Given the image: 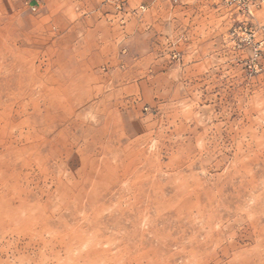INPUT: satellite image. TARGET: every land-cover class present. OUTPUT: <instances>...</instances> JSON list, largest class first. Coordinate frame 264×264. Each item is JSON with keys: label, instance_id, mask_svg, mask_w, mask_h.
Listing matches in <instances>:
<instances>
[{"label": "rangeland", "instance_id": "1", "mask_svg": "<svg viewBox=\"0 0 264 264\" xmlns=\"http://www.w3.org/2000/svg\"><path fill=\"white\" fill-rule=\"evenodd\" d=\"M240 24L218 0H124L120 13L109 0H0V154L14 149L27 159L10 163L40 202L38 213L60 203L64 188L75 195L88 162L97 164L115 143L129 161L146 155L157 165L164 193L192 175L187 186L204 194L224 186L228 198L251 205L247 195L264 191V167L242 169L247 145L264 152V0L246 25L261 43L255 57L252 42L238 45ZM7 86L15 90L11 100ZM190 197L188 190L174 206ZM5 200L0 264L84 263L49 253L59 249L56 239L45 246L41 233L8 230ZM139 229L148 236L143 222ZM237 232L236 249L249 248L251 230ZM81 251L93 258L92 249ZM232 252L227 241L205 259L170 245L169 264H228ZM111 261L134 264L119 254Z\"/></svg>", "mask_w": 264, "mask_h": 264}, {"label": "bare ground", "instance_id": "2", "mask_svg": "<svg viewBox=\"0 0 264 264\" xmlns=\"http://www.w3.org/2000/svg\"><path fill=\"white\" fill-rule=\"evenodd\" d=\"M1 70L0 66V73ZM5 70L11 73V66ZM7 82L12 85L13 76ZM13 91L10 86L5 89L9 100L15 98ZM257 146L247 145L250 157L247 163H242L243 171L252 164L264 167V152ZM125 150L126 147L116 143L105 145L98 163L88 162L80 190L72 195L68 189H62V201L46 206L50 209L48 214L38 213L42 208L40 202L19 182L18 165L16 169L10 163L15 157L20 160L18 164L27 165L23 153L13 149L8 154H0V174L12 177L8 183L0 176V198L11 200L9 204L5 200L6 204L2 205L7 210L12 209L4 222L8 230L41 233L45 246L52 245L56 239L59 249H50L49 253L55 256L63 253L65 259L82 260L83 264H108L118 254L134 264L163 263V259L169 264V258L174 255L169 253L170 245L187 248L205 259L209 250H215L224 241L233 250L228 264H264V191L249 193L247 198L253 203L245 205L244 198H228L227 187L217 186L213 192L204 194L197 184L187 186L195 180L194 176L182 175L179 186L169 184L175 188L171 193H164L157 178V165L146 155L143 158L134 155L129 161L131 155ZM253 154L260 155V159H255ZM71 171L75 173L76 166ZM188 190L191 197L174 206ZM53 213H57L56 216H52ZM141 222L146 225L148 236L139 229ZM239 226L251 230L246 236L253 242L249 248L236 249L234 246L241 239L237 236ZM233 235L232 240H228ZM182 237L187 243L180 241ZM82 248L92 249L93 258H88Z\"/></svg>", "mask_w": 264, "mask_h": 264}, {"label": "built area", "instance_id": "3", "mask_svg": "<svg viewBox=\"0 0 264 264\" xmlns=\"http://www.w3.org/2000/svg\"><path fill=\"white\" fill-rule=\"evenodd\" d=\"M115 10L120 13L124 6V0H109ZM263 0H218V3L222 5L223 8L227 9V11L234 15L240 21V25L238 28L240 29L242 26L244 27V35L243 37L238 38V45L241 43H253V57L257 55V51L260 48V42L252 41V33L246 32L247 21H251L254 18V13L258 10ZM139 11H144L145 6L141 5L138 8ZM236 34L235 28L231 31V35L234 36Z\"/></svg>", "mask_w": 264, "mask_h": 264}, {"label": "crops", "instance_id": "4", "mask_svg": "<svg viewBox=\"0 0 264 264\" xmlns=\"http://www.w3.org/2000/svg\"><path fill=\"white\" fill-rule=\"evenodd\" d=\"M176 1H178V2H180V3H183V2H184V0H176Z\"/></svg>", "mask_w": 264, "mask_h": 264}]
</instances>
